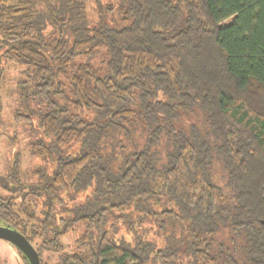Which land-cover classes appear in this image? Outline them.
<instances>
[{"label":"trees","instance_id":"1","mask_svg":"<svg viewBox=\"0 0 264 264\" xmlns=\"http://www.w3.org/2000/svg\"><path fill=\"white\" fill-rule=\"evenodd\" d=\"M87 2L0 0L38 161L0 176V224L42 264H264V0Z\"/></svg>","mask_w":264,"mask_h":264},{"label":"rangeland","instance_id":"2","mask_svg":"<svg viewBox=\"0 0 264 264\" xmlns=\"http://www.w3.org/2000/svg\"><path fill=\"white\" fill-rule=\"evenodd\" d=\"M14 1V0H13ZM120 0H88L87 14L89 23L94 24L101 18H106L109 13V7L115 8ZM16 69L7 66L3 73V80L0 83V98L2 109L0 111V176L6 175L10 169L11 163L15 156L19 154L21 159L22 168L31 169L38 161L30 154L28 149V142L30 140V132L28 126L19 123L14 118V104L16 95L15 90V76ZM190 117V116H189ZM185 117V123L189 122L190 118ZM191 119L197 120L196 115H191ZM221 171L216 170L214 179L220 181ZM79 229L70 231L63 237V242L66 250L73 247L74 241L77 237ZM118 236L126 238L128 233L125 229L121 228ZM0 257L3 264H25L18 250L8 241L0 239ZM57 259V254L45 252L43 260L47 264H53Z\"/></svg>","mask_w":264,"mask_h":264},{"label":"water","instance_id":"3","mask_svg":"<svg viewBox=\"0 0 264 264\" xmlns=\"http://www.w3.org/2000/svg\"><path fill=\"white\" fill-rule=\"evenodd\" d=\"M0 239H4L19 249L29 264H42L39 253L34 245L17 229L0 224Z\"/></svg>","mask_w":264,"mask_h":264}]
</instances>
